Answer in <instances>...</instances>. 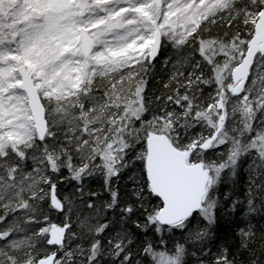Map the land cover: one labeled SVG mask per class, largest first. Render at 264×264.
<instances>
[{"label":"snow or ice","instance_id":"snow-or-ice-1","mask_svg":"<svg viewBox=\"0 0 264 264\" xmlns=\"http://www.w3.org/2000/svg\"><path fill=\"white\" fill-rule=\"evenodd\" d=\"M0 264H264V0H0Z\"/></svg>","mask_w":264,"mask_h":264}]
</instances>
